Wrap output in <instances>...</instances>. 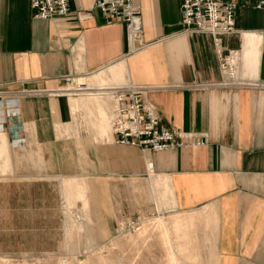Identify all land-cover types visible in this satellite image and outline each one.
<instances>
[{
  "label": "crops",
  "instance_id": "obj_1",
  "mask_svg": "<svg viewBox=\"0 0 264 264\" xmlns=\"http://www.w3.org/2000/svg\"><path fill=\"white\" fill-rule=\"evenodd\" d=\"M96 1L69 0V15L43 20L34 17L30 0H0V133L6 149L0 222L6 236L24 246L31 233L38 239L45 234L47 207L56 211L47 197L64 183L71 200L85 190L97 228L106 226L97 222L109 220L111 203L123 219L189 215L190 223L180 228H210L211 263L264 264L259 0H222L237 5L238 32L223 39L224 49L239 54L237 88L224 85L213 37L184 31L182 0H134L144 47L129 43L125 23L106 24ZM67 76L84 82L87 91L58 93ZM131 87L143 89L161 125L202 134L205 143L156 154L116 143L111 94ZM79 202L84 206L81 200L70 204Z\"/></svg>",
  "mask_w": 264,
  "mask_h": 264
},
{
  "label": "rangeland",
  "instance_id": "obj_2",
  "mask_svg": "<svg viewBox=\"0 0 264 264\" xmlns=\"http://www.w3.org/2000/svg\"><path fill=\"white\" fill-rule=\"evenodd\" d=\"M3 136L0 133V158L6 155ZM2 167L5 171L7 166ZM71 182L87 188L83 181ZM65 192L62 183L59 194L47 197L55 200L56 211L47 207L46 232L39 239L31 233L30 244L21 246L7 237L6 224L0 222V264H213L209 226L180 228L190 223L189 215L123 219L111 203L109 220L97 222L106 226L97 228L91 207L85 206V190H81L80 199L73 200L66 198ZM75 200L84 206L80 202L71 205ZM53 224L60 227L49 228ZM173 225L178 228L168 229Z\"/></svg>",
  "mask_w": 264,
  "mask_h": 264
},
{
  "label": "built area",
  "instance_id": "obj_3",
  "mask_svg": "<svg viewBox=\"0 0 264 264\" xmlns=\"http://www.w3.org/2000/svg\"><path fill=\"white\" fill-rule=\"evenodd\" d=\"M34 17L52 20L66 17L71 13L69 0H30ZM182 24L187 33L211 35L214 48L219 57L226 87H241L238 77V58L236 51L223 48V39L234 35L236 29L237 5L222 0H182ZM95 8L100 10L106 24L125 23L129 43L144 47L140 11L134 8V0H97ZM257 9L264 10V0H259ZM64 86L58 93L76 95L87 91L80 79L67 76ZM4 93L0 92V102ZM114 102L112 131L115 142L121 145L138 147L152 153L196 147L205 143L202 134L182 133L161 125L155 106L149 103L142 88L116 89L111 94ZM7 105V104H6ZM2 107V102L1 105ZM14 112L11 108L8 115Z\"/></svg>",
  "mask_w": 264,
  "mask_h": 264
},
{
  "label": "bare ground",
  "instance_id": "obj_4",
  "mask_svg": "<svg viewBox=\"0 0 264 264\" xmlns=\"http://www.w3.org/2000/svg\"><path fill=\"white\" fill-rule=\"evenodd\" d=\"M237 61L239 62L240 61V58Z\"/></svg>",
  "mask_w": 264,
  "mask_h": 264
}]
</instances>
